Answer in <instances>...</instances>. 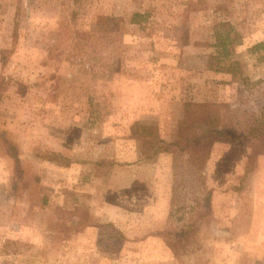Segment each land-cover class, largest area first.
Listing matches in <instances>:
<instances>
[{"label":"rangeland","instance_id":"374dc122","mask_svg":"<svg viewBox=\"0 0 264 264\" xmlns=\"http://www.w3.org/2000/svg\"><path fill=\"white\" fill-rule=\"evenodd\" d=\"M223 19L233 82L206 67ZM263 39L264 0H0V264H264V149L214 143L170 207V154L129 131L181 144L187 100L264 120Z\"/></svg>","mask_w":264,"mask_h":264},{"label":"trees","instance_id":"16d2710c","mask_svg":"<svg viewBox=\"0 0 264 264\" xmlns=\"http://www.w3.org/2000/svg\"><path fill=\"white\" fill-rule=\"evenodd\" d=\"M140 16V13L132 12L129 21H138ZM238 40L235 29L228 21L223 19L214 22L208 40L205 42L206 46L212 49L206 60L207 69L229 73L230 80L236 81L242 62L233 50V47L239 43ZM247 51L250 54L255 53L257 59L262 60L264 39L250 45ZM129 131L132 137L139 138L146 144L145 149L149 148L151 155L159 151L170 154L173 177L169 187L170 207L178 198L181 188L192 187L202 182L201 171L214 143L248 146L250 160L264 149V120H247L239 124L230 117V111L225 102L185 101L178 130L181 144L177 141L166 142L158 138L157 130L152 125L136 123L129 126ZM191 224L187 222L178 230L176 227L163 229L161 237L164 238V244L173 256H178L179 250L183 249L188 242V235L192 232Z\"/></svg>","mask_w":264,"mask_h":264}]
</instances>
